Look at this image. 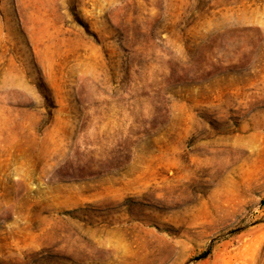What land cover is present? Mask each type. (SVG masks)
<instances>
[{"label": "rangeland", "instance_id": "obj_1", "mask_svg": "<svg viewBox=\"0 0 264 264\" xmlns=\"http://www.w3.org/2000/svg\"><path fill=\"white\" fill-rule=\"evenodd\" d=\"M264 0H0V264H264Z\"/></svg>", "mask_w": 264, "mask_h": 264}, {"label": "trees", "instance_id": "obj_2", "mask_svg": "<svg viewBox=\"0 0 264 264\" xmlns=\"http://www.w3.org/2000/svg\"><path fill=\"white\" fill-rule=\"evenodd\" d=\"M262 203H264V200L262 201Z\"/></svg>", "mask_w": 264, "mask_h": 264}]
</instances>
